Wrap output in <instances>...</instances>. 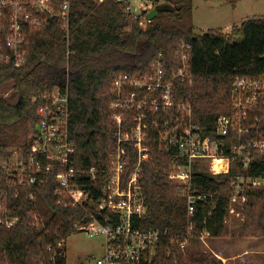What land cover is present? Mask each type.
<instances>
[{"label": "trees", "instance_id": "16d2710c", "mask_svg": "<svg viewBox=\"0 0 264 264\" xmlns=\"http://www.w3.org/2000/svg\"><path fill=\"white\" fill-rule=\"evenodd\" d=\"M166 1L165 5L171 2ZM158 18L143 29L140 20L129 15L117 0H72L69 31L57 18L42 29L22 25L25 61L19 66L0 61V87L13 83L19 94L16 105L0 97V264H68L66 257L55 255L57 243L75 234V224L85 215L81 208L58 204L56 175L62 168L38 176L33 188L16 184L13 170L18 163L35 157L33 150L40 136V104L33 102L35 97L51 95L68 81L69 129L76 147L77 184L98 199L104 171L117 148L118 125L111 106L117 99L113 83L118 77H144L153 62L160 59L170 78L178 68L179 47L189 44L193 83L176 80L175 100L192 104L194 122L208 136L221 116L231 114L235 81L264 75V19L247 20L230 32L212 29L197 35L193 28L164 26ZM8 23L6 20L5 25ZM168 118L151 114L147 120L144 144L150 157L142 164L140 178L146 214L134 225L144 230L168 231L177 237L186 233L189 223L187 196L170 181L175 153L160 148L158 131L152 125L153 121ZM235 142L234 138L229 144ZM128 151L132 170L137 150L129 147ZM224 155H229L228 150ZM37 160L46 167L50 164L42 157ZM92 168L99 171L96 184L81 175ZM234 174L194 175V188L212 198L197 207L192 221L193 241L199 240L204 231L213 239L231 236L233 188L229 178ZM249 175L264 177V160L256 163ZM244 194L243 236L264 239V188H248ZM5 217L17 218L18 222L8 229L1 222ZM215 262L212 255L194 253L190 246L183 251L176 242L164 239L149 264Z\"/></svg>", "mask_w": 264, "mask_h": 264}, {"label": "built area", "instance_id": "2783aa9c", "mask_svg": "<svg viewBox=\"0 0 264 264\" xmlns=\"http://www.w3.org/2000/svg\"><path fill=\"white\" fill-rule=\"evenodd\" d=\"M117 1L125 6L129 15L140 20L143 29L147 28L150 23L147 15H134L131 0ZM71 2L0 0V61L16 63L17 66L25 61L23 24L31 29H42L50 20L57 18L63 29L69 31ZM145 9L148 12L154 10V7L148 5ZM6 20L9 21L7 26ZM190 49L189 44L179 47L178 68L170 78L166 75L163 61L157 59L148 75L141 78L122 75L114 81L113 90L117 99L111 109L115 112L114 119L118 125V141L104 171L98 199L91 191L81 189L77 184L78 174L74 169L76 147L69 129L68 81L53 94L33 99V102L40 104V136L33 150L35 157L18 163L13 170L16 184L33 188L38 182V176L55 173L56 168H62L56 175L59 183L56 192L58 204L66 208H81L85 215L75 224L76 230L91 238H102L103 254L96 260V264H149L159 242L164 239H171L181 250H186L193 236L192 221L197 207L212 198L194 188L193 177L196 173L212 176L235 173L229 178L233 188L231 219L233 214L237 217L242 215L246 189L264 188V177L249 175L254 165L264 160V75L238 78L235 81L231 94V114L221 116L214 132L207 136L194 122L192 104L175 100L176 80L193 83ZM151 114L169 116L163 121H153L152 125L158 131L160 148L175 153L170 181L187 196L189 223L186 233L177 237L171 236L168 231L144 230L134 225L136 219L146 214L140 178L142 164L150 157L144 139ZM234 138L236 142L229 144ZM129 147L137 150L138 159L132 170L129 168ZM227 150L229 155L226 156L224 154ZM39 157L50 164L46 167L42 161H35ZM81 175L90 177L96 184L99 171L92 168ZM30 197L34 198L33 192ZM1 222L11 229L18 219L5 217ZM206 237L207 232L200 234V239ZM66 243L64 238L57 243V257H66Z\"/></svg>", "mask_w": 264, "mask_h": 264}, {"label": "rangeland", "instance_id": "374dc122", "mask_svg": "<svg viewBox=\"0 0 264 264\" xmlns=\"http://www.w3.org/2000/svg\"><path fill=\"white\" fill-rule=\"evenodd\" d=\"M165 4H167L166 0H131L132 12L136 16L145 14L148 17L151 12L145 11L148 5H153L157 9ZM168 5L174 7L175 11L161 13L159 18L157 17L158 22L164 26L178 27L183 30L193 28L197 35H204L212 29L230 32L234 26H240L247 20L264 19V0H171ZM179 7L181 10H177ZM145 23L147 24L148 21ZM13 87V83L0 87V97L16 105L19 101V94ZM235 215L233 214L230 222L232 234L229 238L206 237L194 241L191 238L189 246L194 253H207L214 256L216 264L224 262L212 250L218 252L219 255H225L228 249L229 255L234 256L235 259L232 262L228 261L227 264H264V239L245 238L243 236V214L240 217ZM102 245V238H91L86 233L77 231L67 240L68 264H96V260L103 254Z\"/></svg>", "mask_w": 264, "mask_h": 264}, {"label": "water", "instance_id": "95a60500", "mask_svg": "<svg viewBox=\"0 0 264 264\" xmlns=\"http://www.w3.org/2000/svg\"><path fill=\"white\" fill-rule=\"evenodd\" d=\"M177 10H181V8H177ZM175 8L170 6V5H163L158 7L157 9L152 10L149 15H148V20L150 22H153L154 20H156V18L163 12L169 13V12H174ZM39 127L37 128V130L39 131Z\"/></svg>", "mask_w": 264, "mask_h": 264}, {"label": "crops", "instance_id": "0c3cea01", "mask_svg": "<svg viewBox=\"0 0 264 264\" xmlns=\"http://www.w3.org/2000/svg\"><path fill=\"white\" fill-rule=\"evenodd\" d=\"M231 244V243H230ZM228 245V244H227ZM232 245V244H231ZM231 245H228L229 247H231ZM212 252L215 254V255H217V257H219V258H221L222 260V262H224L223 264H227L228 263V261H230V262H232L235 258H234V256L232 257V256H230L229 254H230V251H229V249H228V252H226V254L225 255H219L218 254V252H216L215 250H212ZM227 256V257H226Z\"/></svg>", "mask_w": 264, "mask_h": 264}]
</instances>
